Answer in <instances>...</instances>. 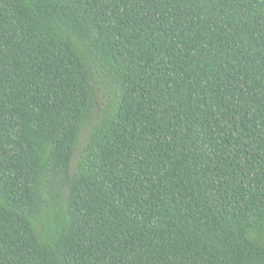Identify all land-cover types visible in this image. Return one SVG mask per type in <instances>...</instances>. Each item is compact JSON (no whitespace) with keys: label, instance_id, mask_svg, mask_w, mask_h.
<instances>
[{"label":"trees","instance_id":"obj_1","mask_svg":"<svg viewBox=\"0 0 264 264\" xmlns=\"http://www.w3.org/2000/svg\"><path fill=\"white\" fill-rule=\"evenodd\" d=\"M0 264H264V0H0Z\"/></svg>","mask_w":264,"mask_h":264},{"label":"rangeland","instance_id":"obj_2","mask_svg":"<svg viewBox=\"0 0 264 264\" xmlns=\"http://www.w3.org/2000/svg\"><path fill=\"white\" fill-rule=\"evenodd\" d=\"M84 138H85V137H83V138L81 139V143H80L81 145L83 144Z\"/></svg>","mask_w":264,"mask_h":264}]
</instances>
